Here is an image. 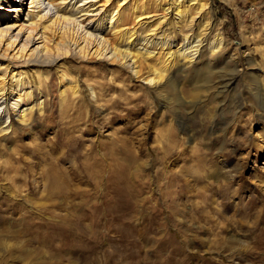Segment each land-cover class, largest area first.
I'll return each mask as SVG.
<instances>
[{"label": "rangeland", "instance_id": "obj_1", "mask_svg": "<svg viewBox=\"0 0 264 264\" xmlns=\"http://www.w3.org/2000/svg\"><path fill=\"white\" fill-rule=\"evenodd\" d=\"M113 1L128 29L133 7L164 16ZM201 1L164 33L171 52L203 34L191 61L162 63L157 46L139 78L92 58L38 68L43 113L13 116L0 140V264H264V0ZM161 64L160 84L142 80ZM224 68L234 83L216 99Z\"/></svg>", "mask_w": 264, "mask_h": 264}, {"label": "bare ground", "instance_id": "obj_2", "mask_svg": "<svg viewBox=\"0 0 264 264\" xmlns=\"http://www.w3.org/2000/svg\"><path fill=\"white\" fill-rule=\"evenodd\" d=\"M12 1L14 6H10L13 3L11 0H0V140L4 139L3 136L11 129L13 116H17L20 124L26 125L32 114L38 116L43 113V102L35 101L34 93L47 75L38 74V68H46L66 59L87 62L92 58L115 63L139 78L142 77V64H138V61L154 57L157 53H153V50L157 46L161 51L158 56L163 58L162 63H169L172 57L177 55L191 61L195 53H201L202 42L205 41L201 32L189 37L184 35L181 47L171 52V42L164 34L172 26L183 23L190 25L193 20L190 18L187 21L189 13L198 15V19L201 18L204 14V4L201 0H182L180 4V1L176 0H159V3L155 0L157 6H165L162 7L164 16L158 18L146 12H138V7H133L135 13H132V16L135 15L136 21L131 29L123 27L127 22L123 12L119 13L117 9L111 16L110 6L113 0ZM129 1L115 0V4L123 8ZM6 4L8 8L4 10L8 11V15L3 11ZM169 20L172 23H168ZM197 25L194 23V26ZM107 29L114 30L113 34H119L116 41L111 43L104 37L103 33ZM140 30H146L148 35H143ZM164 48L166 53H162ZM161 65L167 70L153 66L154 69L152 68L142 80L152 85L160 84L171 68V64ZM30 66L34 68L29 70ZM226 69H222L219 76L213 78L218 82L212 95L216 99L222 98L234 83L232 76L235 71ZM61 76L65 78L64 72ZM70 89H74L73 94L76 93L74 86ZM93 93L90 90V96ZM60 94L63 104L65 92ZM258 97L259 106L264 109V100H261L264 94L258 92ZM222 112L223 110L220 114ZM8 118H11L10 121H7Z\"/></svg>", "mask_w": 264, "mask_h": 264}]
</instances>
